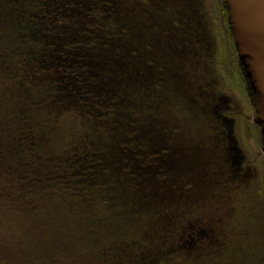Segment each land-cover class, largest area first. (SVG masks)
I'll return each mask as SVG.
<instances>
[{
	"label": "trees",
	"instance_id": "obj_1",
	"mask_svg": "<svg viewBox=\"0 0 264 264\" xmlns=\"http://www.w3.org/2000/svg\"><path fill=\"white\" fill-rule=\"evenodd\" d=\"M147 3L0 0V264H264V220L191 254L176 226L191 211L124 175L125 130L146 142L172 102Z\"/></svg>",
	"mask_w": 264,
	"mask_h": 264
},
{
	"label": "flooded vegetation",
	"instance_id": "obj_2",
	"mask_svg": "<svg viewBox=\"0 0 264 264\" xmlns=\"http://www.w3.org/2000/svg\"><path fill=\"white\" fill-rule=\"evenodd\" d=\"M203 15L208 25L204 33L207 52L193 61L204 77V87H199L204 104L187 80L192 61L188 69L176 68L182 75L180 71L167 72V63L159 62V95L166 86L172 97L168 107L159 101V108H170L175 119L171 117L168 125L164 120L166 126L161 124L167 129V136L159 124L146 142L142 128H127L128 139L123 142L126 154L120 160L124 161V175L132 182L149 179V188L159 191L153 192L155 199L158 195L161 198L159 203L169 196L178 214L183 209L191 211L184 225L182 215L176 217L177 229L181 231L178 240L191 254L207 247L227 246L231 229L238 230L241 239L254 233L255 227L245 223L249 216L251 222L256 218L264 220L262 135L231 37L224 0H206ZM186 124H195V129H185ZM183 133L191 137L183 141ZM101 160L97 155L91 166L99 168V174L109 169Z\"/></svg>",
	"mask_w": 264,
	"mask_h": 264
},
{
	"label": "rangeland",
	"instance_id": "obj_3",
	"mask_svg": "<svg viewBox=\"0 0 264 264\" xmlns=\"http://www.w3.org/2000/svg\"><path fill=\"white\" fill-rule=\"evenodd\" d=\"M148 1L149 4H147L150 6L154 2L157 3L155 10H159V62L167 63V72L177 73L180 71V75H182V71L176 70V68L178 67L185 70L187 67L188 69L191 66L189 62L192 61V73L187 80L197 93H195L198 95L197 99L203 105L204 99L199 95L202 94V90H200L199 87H204L202 84V82L205 83L203 81L204 77L202 76V71L198 70L199 67L194 64L193 60L198 57L199 54L204 55V52H207L205 44L207 39L204 33L208 30V25L207 22L204 21L205 17L203 15L204 8L206 7V0ZM149 9L152 8L149 7ZM174 59L175 61L173 62ZM162 89L159 99L164 102L170 99L172 100L169 89L166 86H163ZM159 111L160 125L166 126V123L163 122L164 120L167 122V125L171 123V117L175 119L173 111L170 108H160ZM200 125H203L202 120H200ZM194 127L195 124L185 125V129L188 130H193ZM162 131L164 136L168 135L166 128H162ZM190 137L191 135L183 133L181 140L184 141L186 138ZM166 196L167 195L162 197L164 198ZM159 199L161 198L159 197Z\"/></svg>",
	"mask_w": 264,
	"mask_h": 264
},
{
	"label": "water",
	"instance_id": "obj_4",
	"mask_svg": "<svg viewBox=\"0 0 264 264\" xmlns=\"http://www.w3.org/2000/svg\"><path fill=\"white\" fill-rule=\"evenodd\" d=\"M228 24L257 113L264 149V0H224Z\"/></svg>",
	"mask_w": 264,
	"mask_h": 264
}]
</instances>
